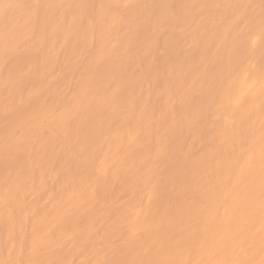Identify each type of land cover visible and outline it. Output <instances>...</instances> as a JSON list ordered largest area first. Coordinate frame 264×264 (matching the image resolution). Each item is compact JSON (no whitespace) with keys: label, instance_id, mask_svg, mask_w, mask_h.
<instances>
[{"label":"bare ground","instance_id":"1","mask_svg":"<svg viewBox=\"0 0 264 264\" xmlns=\"http://www.w3.org/2000/svg\"><path fill=\"white\" fill-rule=\"evenodd\" d=\"M0 264H264V0H0Z\"/></svg>","mask_w":264,"mask_h":264},{"label":"rangeland","instance_id":"2","mask_svg":"<svg viewBox=\"0 0 264 264\" xmlns=\"http://www.w3.org/2000/svg\"><path fill=\"white\" fill-rule=\"evenodd\" d=\"M180 40L183 42L185 40V36H182L180 38ZM94 50V47L93 45H89V46H86L85 48H83L81 50V53L79 55V58H78V62L82 63L85 58ZM78 75V70H75L74 71V74H73V77L76 78ZM150 84L152 83V81H148ZM60 85H61V91H63L64 94H67L70 92L71 90V84H70V80L68 78H65L63 79L61 82H60ZM58 104L59 103H54V108L57 109L58 107ZM99 248L102 249L103 248V245L102 244H99ZM74 258H76V256H74Z\"/></svg>","mask_w":264,"mask_h":264}]
</instances>
